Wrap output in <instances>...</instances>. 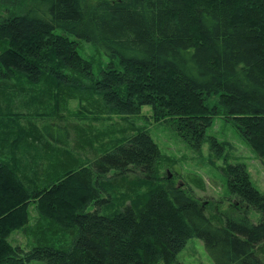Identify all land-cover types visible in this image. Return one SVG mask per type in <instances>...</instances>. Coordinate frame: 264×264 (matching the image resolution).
<instances>
[{
	"label": "trees",
	"instance_id": "trees-1",
	"mask_svg": "<svg viewBox=\"0 0 264 264\" xmlns=\"http://www.w3.org/2000/svg\"><path fill=\"white\" fill-rule=\"evenodd\" d=\"M145 107L215 158L222 116L264 166V0H31L0 18V264H178L193 238L214 264H264L245 165L221 168L238 213H211L134 123Z\"/></svg>",
	"mask_w": 264,
	"mask_h": 264
},
{
	"label": "rangeland",
	"instance_id": "rangeland-1",
	"mask_svg": "<svg viewBox=\"0 0 264 264\" xmlns=\"http://www.w3.org/2000/svg\"><path fill=\"white\" fill-rule=\"evenodd\" d=\"M31 0H0V18L8 13H19L30 5ZM81 53L86 58H95L99 66L109 63L108 58L102 51L92 48L89 44L81 45ZM72 116H76L79 108L75 101L69 102L68 106ZM73 120H76L73 118ZM134 123L147 130L157 144L160 152L174 161V166L167 169L170 178L177 185L185 180L186 175L199 177L204 184L203 190L189 186L195 199L205 203L209 211L218 216L231 214L234 211L236 201L230 198L227 192L224 176L221 168L225 165L224 158L230 164L242 163L245 165L252 185L261 193H264V166L250 147L239 137L235 128L229 120L222 116L214 118L212 125L207 129L206 135L214 137L220 142L228 143L223 157L215 158L211 155L207 143H204L200 150H193L174 131L169 123H154L150 118L149 108L145 107L141 115L134 118ZM117 117L111 118L108 123H120ZM30 217L35 215L33 206L30 207ZM244 210L242 208L240 213ZM248 217L254 223L259 219V214L253 209L247 211ZM33 221V218H32ZM8 241L13 245L27 248L29 240L21 231L13 232ZM178 264H214L211 257L206 253L203 242L199 239H190L185 248L177 256ZM32 264H41L33 262Z\"/></svg>",
	"mask_w": 264,
	"mask_h": 264
}]
</instances>
